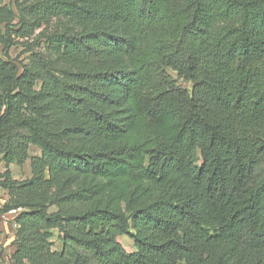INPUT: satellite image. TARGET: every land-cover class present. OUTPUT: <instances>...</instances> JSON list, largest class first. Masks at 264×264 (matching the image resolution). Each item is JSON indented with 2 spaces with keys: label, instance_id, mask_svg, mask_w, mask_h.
<instances>
[{
  "label": "trees",
  "instance_id": "obj_1",
  "mask_svg": "<svg viewBox=\"0 0 264 264\" xmlns=\"http://www.w3.org/2000/svg\"><path fill=\"white\" fill-rule=\"evenodd\" d=\"M32 6L79 29L46 37L60 69L0 59V189L20 208L9 260L264 264V0ZM32 146L20 183L9 164Z\"/></svg>",
  "mask_w": 264,
  "mask_h": 264
},
{
  "label": "rangeland",
  "instance_id": "obj_2",
  "mask_svg": "<svg viewBox=\"0 0 264 264\" xmlns=\"http://www.w3.org/2000/svg\"><path fill=\"white\" fill-rule=\"evenodd\" d=\"M34 1L0 0V59L14 63L19 70L23 68L34 70L38 59L46 62L50 67L60 69L64 64L58 57L59 51L49 47L46 37L48 34L60 31L66 27L78 30L79 26L72 17L38 10L32 6ZM38 155H40L39 149L32 146L29 152V159L24 163L12 162L9 164V176L20 183L27 182L32 176L31 159ZM4 169V164H2L0 171L3 172ZM77 180L84 181V179L79 178ZM0 193L4 194L2 198H5V201L0 200V211L5 206L13 208L18 202L16 191L7 193L0 189ZM24 209H28V207L23 206L22 210ZM47 210L51 212L55 211L56 208L50 206ZM1 214H4V216ZM15 215L0 212L1 245H3L4 240L13 242L17 238L18 227L15 223ZM6 231L8 232L6 233ZM118 240L127 251L134 250L132 240L127 236H120ZM50 241L51 249L60 248L56 231H54ZM0 264L13 263L11 260L7 263L0 257ZM24 264L28 263L24 261Z\"/></svg>",
  "mask_w": 264,
  "mask_h": 264
},
{
  "label": "crops",
  "instance_id": "obj_3",
  "mask_svg": "<svg viewBox=\"0 0 264 264\" xmlns=\"http://www.w3.org/2000/svg\"><path fill=\"white\" fill-rule=\"evenodd\" d=\"M2 197H4V194H1L0 193V200H4L5 201V198L3 199ZM2 216H4V214H1ZM8 231H6L7 233ZM0 246H1V257L2 259H4L6 262H9V258L12 254V252L14 251L15 249V244H14V241L13 242H7L6 240L3 241V245H1L0 243Z\"/></svg>",
  "mask_w": 264,
  "mask_h": 264
},
{
  "label": "built area",
  "instance_id": "obj_4",
  "mask_svg": "<svg viewBox=\"0 0 264 264\" xmlns=\"http://www.w3.org/2000/svg\"><path fill=\"white\" fill-rule=\"evenodd\" d=\"M20 210V208H12L10 210H8L7 214L8 215H15L16 213H18Z\"/></svg>",
  "mask_w": 264,
  "mask_h": 264
}]
</instances>
